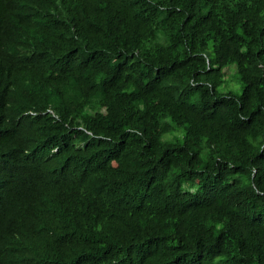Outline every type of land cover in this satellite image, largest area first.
<instances>
[{
	"label": "trees",
	"instance_id": "1",
	"mask_svg": "<svg viewBox=\"0 0 264 264\" xmlns=\"http://www.w3.org/2000/svg\"><path fill=\"white\" fill-rule=\"evenodd\" d=\"M0 264H264V0H0Z\"/></svg>",
	"mask_w": 264,
	"mask_h": 264
},
{
	"label": "rangeland",
	"instance_id": "2",
	"mask_svg": "<svg viewBox=\"0 0 264 264\" xmlns=\"http://www.w3.org/2000/svg\"><path fill=\"white\" fill-rule=\"evenodd\" d=\"M224 72L226 80L223 86L227 89H231L237 93H240L242 86L240 81L238 80L234 65H229L228 67H226L224 69Z\"/></svg>",
	"mask_w": 264,
	"mask_h": 264
}]
</instances>
